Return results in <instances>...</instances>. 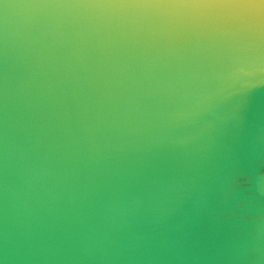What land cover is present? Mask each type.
Returning a JSON list of instances; mask_svg holds the SVG:
<instances>
[{
  "label": "water",
  "instance_id": "obj_1",
  "mask_svg": "<svg viewBox=\"0 0 264 264\" xmlns=\"http://www.w3.org/2000/svg\"><path fill=\"white\" fill-rule=\"evenodd\" d=\"M0 264H264V0H0Z\"/></svg>",
  "mask_w": 264,
  "mask_h": 264
}]
</instances>
